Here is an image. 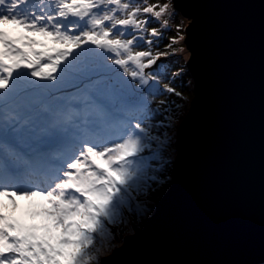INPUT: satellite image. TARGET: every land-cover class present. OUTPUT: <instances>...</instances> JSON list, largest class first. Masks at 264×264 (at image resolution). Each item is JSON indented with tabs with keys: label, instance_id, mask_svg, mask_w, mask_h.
<instances>
[{
	"label": "snow or ice",
	"instance_id": "6c2138e0",
	"mask_svg": "<svg viewBox=\"0 0 264 264\" xmlns=\"http://www.w3.org/2000/svg\"><path fill=\"white\" fill-rule=\"evenodd\" d=\"M167 11L147 0H0V264H103L109 226L147 215L141 197L162 183L171 117L143 94H157L146 69L168 55L153 54L145 33L162 37L148 25ZM66 79L84 107L75 131L57 135L74 118L37 104ZM46 138L58 145L47 168Z\"/></svg>",
	"mask_w": 264,
	"mask_h": 264
},
{
	"label": "water",
	"instance_id": "95a60500",
	"mask_svg": "<svg viewBox=\"0 0 264 264\" xmlns=\"http://www.w3.org/2000/svg\"><path fill=\"white\" fill-rule=\"evenodd\" d=\"M195 82L172 182L103 264L264 261V0H173Z\"/></svg>",
	"mask_w": 264,
	"mask_h": 264
},
{
	"label": "rangeland",
	"instance_id": "374dc122",
	"mask_svg": "<svg viewBox=\"0 0 264 264\" xmlns=\"http://www.w3.org/2000/svg\"><path fill=\"white\" fill-rule=\"evenodd\" d=\"M147 3L168 5V11L161 17V21L157 22L153 20V22L148 25L149 31H151L152 28H157L158 30L163 31V36L152 39L153 37L149 38L147 36L148 34L145 33V38L154 41L152 45L153 54L156 52H167L168 55L161 56L157 61V64L153 65L152 69H146V71H151L153 75L159 77V84L155 81H149L151 89L157 90V94H149V88H145L143 94L147 96L150 107L153 110L159 109L161 112H164L165 116L171 117L170 121H166V124L168 125V135L171 137V148L168 151L163 175L160 177L162 183L153 184L149 195L147 197H141V201L148 206L149 211L147 215L143 217H134L131 214H128L126 220L130 222H126L124 225L119 226H109L112 229L114 239L111 241L110 246H107L106 242V247L101 253V260L104 258V254L112 253L115 250V246L123 244L127 235L133 234L143 227L147 217L151 216V213L155 211L156 204L165 194L166 189L170 187L174 171V161L178 152V130L190 111L192 100L195 95L194 78L187 64L190 58V51L185 43L186 27L189 25L190 18L184 16L181 11L174 7L173 0H157L156 2H153V0H147ZM140 18L144 19L145 17L141 16ZM164 19H168L169 21L167 29L161 28V22ZM173 37H176V43H172ZM169 44L172 45L171 48L167 47ZM137 50H148V45L144 44L143 47H140ZM173 52L175 54H172ZM168 57H170L169 60L161 63ZM112 66H114V68L117 67L115 65ZM165 85L174 88L175 91L181 93V95L178 96L173 93H168L164 90ZM161 101H165L166 103L161 105ZM73 123L74 121H70L65 125V127L68 128V133H63L57 130L58 134H56L70 135L75 131ZM41 148L45 151L43 166H45V168L55 166L56 161L54 159V153H51L52 150H48L47 147ZM19 203L22 208L26 205L25 201H19Z\"/></svg>",
	"mask_w": 264,
	"mask_h": 264
},
{
	"label": "trees",
	"instance_id": "16d2710c",
	"mask_svg": "<svg viewBox=\"0 0 264 264\" xmlns=\"http://www.w3.org/2000/svg\"><path fill=\"white\" fill-rule=\"evenodd\" d=\"M156 1L157 0H153V2H156ZM34 2H38V0H34ZM147 36L149 38L151 37L150 35H147ZM149 38H146V39H149ZM152 39H155V38L153 37ZM169 58L170 57L165 58L164 61H162L161 63H164L165 61L169 60ZM165 64H169V63H165ZM112 67L114 68V66ZM78 96H79V93L77 92V81L66 79L62 85L58 86L57 88L52 89L50 94H42L39 97V102L37 104V107L41 109H43L44 107L62 108L64 113L68 114L70 112L72 115H74V118H75L76 114L84 107L80 100L75 99ZM41 145L48 146L49 144L42 143ZM50 145H53V144H50ZM52 148L54 149V152H55L58 148V145L50 146V150ZM261 264H264V263H261Z\"/></svg>",
	"mask_w": 264,
	"mask_h": 264
},
{
	"label": "bare ground",
	"instance_id": "6f19581e",
	"mask_svg": "<svg viewBox=\"0 0 264 264\" xmlns=\"http://www.w3.org/2000/svg\"><path fill=\"white\" fill-rule=\"evenodd\" d=\"M188 64V63H187ZM189 68V67H188ZM45 167V166H44Z\"/></svg>",
	"mask_w": 264,
	"mask_h": 264
}]
</instances>
